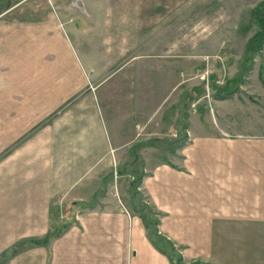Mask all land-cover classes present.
Instances as JSON below:
<instances>
[{
	"label": "crops",
	"instance_id": "0c3cea01",
	"mask_svg": "<svg viewBox=\"0 0 264 264\" xmlns=\"http://www.w3.org/2000/svg\"><path fill=\"white\" fill-rule=\"evenodd\" d=\"M91 2L74 12L93 19ZM19 3L0 11V264H171L148 239L129 188L134 215L115 199L114 169L134 163L159 236L185 264H264V135L248 132L264 115V63L246 98L240 86L214 100L216 116L204 100L192 110V84L171 104L178 110L157 114L178 70L129 58L115 41L127 30L110 26L103 45L112 63L99 66L93 39L72 45L51 12L18 23ZM156 141L170 143L174 161L146 150ZM62 206L74 209L71 221L60 220Z\"/></svg>",
	"mask_w": 264,
	"mask_h": 264
},
{
	"label": "rangeland",
	"instance_id": "374dc122",
	"mask_svg": "<svg viewBox=\"0 0 264 264\" xmlns=\"http://www.w3.org/2000/svg\"><path fill=\"white\" fill-rule=\"evenodd\" d=\"M20 1L0 0V11ZM57 1H21L13 9L17 13L16 22H39L47 17L48 12L60 16V20L64 22L65 37L72 45L76 40L77 43L78 40L87 43H90L91 39L94 40L90 43V55L94 56L99 66L102 63H112L111 56L107 55L103 45V32L110 26L116 35L117 32L123 31L124 27L127 34L115 37V41L120 45L124 42L129 47V58L142 55L146 60L161 61L163 72L178 70L177 81L175 78L170 81H173V85L179 80V84H174L176 86L171 89V102H164L160 107H156L157 114L163 113L169 107L178 110V106L173 108L171 104H174L181 89L192 84L189 91L194 99L192 110L197 109V101L204 100L211 113L209 116H216L217 110L212 105L214 100L224 99L226 94H234L240 86L243 87L242 97L246 98L251 92L252 77H257L258 67L264 63V48L257 49L258 45L254 41L263 38L258 44L264 46V0H95L96 2H91L97 7L91 9L95 14L93 19L86 14L74 12L75 7H86L89 0ZM88 6L92 7L90 4ZM142 58H136L133 66ZM115 60L114 55L116 63ZM249 60L256 62L253 65ZM130 66L127 64L123 69H130ZM207 73L208 78L204 77ZM162 75L165 76L163 73ZM89 87L92 91L95 90L94 84H89ZM262 114L263 111L259 110V128L249 127L248 132L264 135ZM213 122L217 124V118ZM173 137H176V134H173ZM189 137L190 133L187 132V138ZM154 143L156 146L146 149L149 153H158L155 155L158 160L165 156L174 161L170 153H174L175 149L170 147V143L164 142L162 146L165 147H158L157 141ZM125 171L121 174L114 169L115 180L111 178L110 183L117 204L122 206L126 214L134 215L128 205L129 198L123 196V190L133 187L135 181L142 178V170L138 163H134L126 167ZM141 186L143 185L139 184L136 190L142 197V203L149 206L150 202L142 193ZM61 209L63 212L60 214V220L71 221L74 209H65L63 206ZM150 210L152 211L151 208ZM68 215L70 216L67 218Z\"/></svg>",
	"mask_w": 264,
	"mask_h": 264
},
{
	"label": "trees",
	"instance_id": "16d2710c",
	"mask_svg": "<svg viewBox=\"0 0 264 264\" xmlns=\"http://www.w3.org/2000/svg\"><path fill=\"white\" fill-rule=\"evenodd\" d=\"M263 39V38H262ZM262 39H255V44H257V49L262 48L263 44H258ZM254 58V57H252ZM252 62V60H249ZM142 178H139L135 181L134 186L129 187V202L131 208L138 214L142 219L146 231L147 237L153 245H155L162 253L167 254L171 264H185L182 260V257L177 253L170 245L163 242L157 231V220L154 217L150 207L145 203H142V197L136 190L139 184H141ZM136 196V197H135ZM11 254V253H10ZM190 264H200V263H190Z\"/></svg>",
	"mask_w": 264,
	"mask_h": 264
},
{
	"label": "built area",
	"instance_id": "2783aa9c",
	"mask_svg": "<svg viewBox=\"0 0 264 264\" xmlns=\"http://www.w3.org/2000/svg\"><path fill=\"white\" fill-rule=\"evenodd\" d=\"M208 76H209V73H207L206 76H204V77H207V78H208ZM204 79H205V78H204Z\"/></svg>",
	"mask_w": 264,
	"mask_h": 264
}]
</instances>
